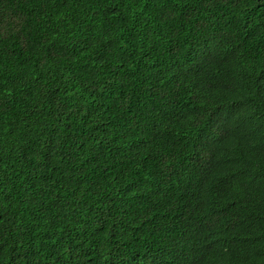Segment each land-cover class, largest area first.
<instances>
[{
  "label": "trees",
  "instance_id": "16d2710c",
  "mask_svg": "<svg viewBox=\"0 0 264 264\" xmlns=\"http://www.w3.org/2000/svg\"><path fill=\"white\" fill-rule=\"evenodd\" d=\"M0 264H264V0H0Z\"/></svg>",
  "mask_w": 264,
  "mask_h": 264
}]
</instances>
